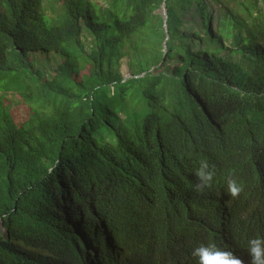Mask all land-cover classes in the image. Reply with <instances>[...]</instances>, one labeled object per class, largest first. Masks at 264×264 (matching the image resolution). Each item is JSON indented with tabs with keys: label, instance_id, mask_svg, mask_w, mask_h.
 Masks as SVG:
<instances>
[{
	"label": "trees",
	"instance_id": "obj_1",
	"mask_svg": "<svg viewBox=\"0 0 264 264\" xmlns=\"http://www.w3.org/2000/svg\"><path fill=\"white\" fill-rule=\"evenodd\" d=\"M99 218L116 264L264 237V0H0V264H86Z\"/></svg>",
	"mask_w": 264,
	"mask_h": 264
},
{
	"label": "clouds",
	"instance_id": "obj_2",
	"mask_svg": "<svg viewBox=\"0 0 264 264\" xmlns=\"http://www.w3.org/2000/svg\"><path fill=\"white\" fill-rule=\"evenodd\" d=\"M214 169L215 166L210 165L208 160L200 161L199 167L194 173L199 180L196 185L198 190H202L213 181L216 174ZM242 191L243 185L238 181L230 179L227 182V192L232 198L238 197ZM74 223L77 225V233L81 236L82 243L87 249L86 264H116L117 259L121 257L120 249L106 220L96 219L90 228H84L82 223L77 220ZM93 228L96 237L102 234L105 238V241L99 239L98 245H95L94 241L88 237ZM90 251H93L94 254L92 255ZM192 256L197 259L198 264H251V258L252 264H264V237L252 238L248 241L245 249H240L224 227L220 230V240L217 244H201L192 249Z\"/></svg>",
	"mask_w": 264,
	"mask_h": 264
},
{
	"label": "rangeland",
	"instance_id": "obj_3",
	"mask_svg": "<svg viewBox=\"0 0 264 264\" xmlns=\"http://www.w3.org/2000/svg\"><path fill=\"white\" fill-rule=\"evenodd\" d=\"M162 9L157 12L158 14H160L162 16ZM129 61L128 57L123 58V60L120 63L121 66V72L123 74L124 77L129 75V69L127 67V63ZM178 64V63H177ZM177 64L171 66V69H174L177 67ZM154 70V68H152L150 71L152 72ZM11 102H12V106H11V114L14 117V119L16 120V122L18 124L22 123L23 121L27 120L29 118V109L27 106H23L22 103H20L18 101V97L17 96H10ZM0 231L3 234V229L0 227ZM105 248V246H104ZM110 264V263H109Z\"/></svg>",
	"mask_w": 264,
	"mask_h": 264
},
{
	"label": "water",
	"instance_id": "obj_4",
	"mask_svg": "<svg viewBox=\"0 0 264 264\" xmlns=\"http://www.w3.org/2000/svg\"><path fill=\"white\" fill-rule=\"evenodd\" d=\"M162 17L164 18V28H165V30H166V32L168 33V26H167V20H168V15H167V9H166V5L164 4L163 5V8H162ZM168 34H167V40H168ZM164 48H166V45L164 44ZM146 75V73H144V74H142V75H140V76H135V75H133V74H131V73H129V75L128 76H126L125 77V79H129V78H141V77H144Z\"/></svg>",
	"mask_w": 264,
	"mask_h": 264
}]
</instances>
